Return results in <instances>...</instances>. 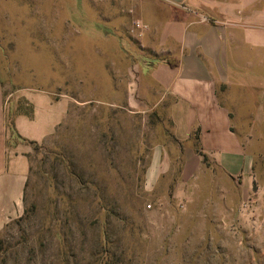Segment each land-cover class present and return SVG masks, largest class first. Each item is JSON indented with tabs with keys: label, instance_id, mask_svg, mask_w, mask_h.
<instances>
[{
	"label": "rangeland",
	"instance_id": "obj_1",
	"mask_svg": "<svg viewBox=\"0 0 264 264\" xmlns=\"http://www.w3.org/2000/svg\"><path fill=\"white\" fill-rule=\"evenodd\" d=\"M134 1L0 0V84L70 103L30 144L24 212L0 231V264H264V136H240L254 148L246 173L205 157L182 175V144L141 108L150 57L137 56ZM158 148L169 168L150 174Z\"/></svg>",
	"mask_w": 264,
	"mask_h": 264
},
{
	"label": "crops",
	"instance_id": "obj_2",
	"mask_svg": "<svg viewBox=\"0 0 264 264\" xmlns=\"http://www.w3.org/2000/svg\"><path fill=\"white\" fill-rule=\"evenodd\" d=\"M128 12L138 13L145 26L136 33L137 56L150 57L140 70L141 108L162 115L169 125L165 134L182 144V175L202 168L193 137L223 172L246 173L251 166L244 158L254 148L240 136H264V0H139ZM166 59L177 66L169 67ZM19 98L29 115L16 113ZM69 106L66 98L6 92L0 84V231L23 215L30 144L49 139ZM8 113L20 139L6 128ZM155 154L150 174L166 173L167 151L158 148Z\"/></svg>",
	"mask_w": 264,
	"mask_h": 264
},
{
	"label": "trees",
	"instance_id": "obj_3",
	"mask_svg": "<svg viewBox=\"0 0 264 264\" xmlns=\"http://www.w3.org/2000/svg\"><path fill=\"white\" fill-rule=\"evenodd\" d=\"M164 62L171 68H175L178 64V62L174 59H166ZM26 105H27V103H26ZM19 112H23L26 115H29L31 112V109L29 107L26 110H22L19 106L18 107L16 106V113H19ZM13 119H14L13 113H8L6 115V128L9 131L10 136L16 137V139H20L15 132ZM195 150H196V153L202 158V160H205V156L200 152L198 144L195 145Z\"/></svg>",
	"mask_w": 264,
	"mask_h": 264
},
{
	"label": "built area",
	"instance_id": "obj_4",
	"mask_svg": "<svg viewBox=\"0 0 264 264\" xmlns=\"http://www.w3.org/2000/svg\"><path fill=\"white\" fill-rule=\"evenodd\" d=\"M145 29V26H143L141 23L139 22H135L134 26H133V30L134 32L137 33V35L139 36L141 31Z\"/></svg>",
	"mask_w": 264,
	"mask_h": 264
}]
</instances>
